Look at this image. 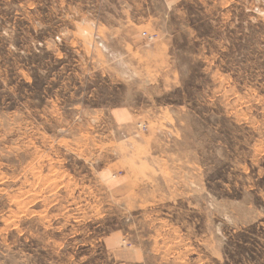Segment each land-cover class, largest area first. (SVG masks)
<instances>
[{
  "label": "rangeland",
  "instance_id": "1",
  "mask_svg": "<svg viewBox=\"0 0 264 264\" xmlns=\"http://www.w3.org/2000/svg\"><path fill=\"white\" fill-rule=\"evenodd\" d=\"M0 264H264V0H0Z\"/></svg>",
  "mask_w": 264,
  "mask_h": 264
},
{
  "label": "built area",
  "instance_id": "2",
  "mask_svg": "<svg viewBox=\"0 0 264 264\" xmlns=\"http://www.w3.org/2000/svg\"><path fill=\"white\" fill-rule=\"evenodd\" d=\"M147 32H143V35H146Z\"/></svg>",
  "mask_w": 264,
  "mask_h": 264
}]
</instances>
